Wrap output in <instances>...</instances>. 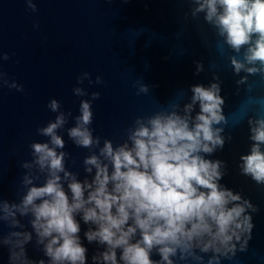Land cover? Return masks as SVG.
<instances>
[{
    "label": "clouds",
    "instance_id": "9594fccd",
    "mask_svg": "<svg viewBox=\"0 0 264 264\" xmlns=\"http://www.w3.org/2000/svg\"><path fill=\"white\" fill-rule=\"evenodd\" d=\"M26 3L32 12L38 10L33 0ZM190 3L191 17L203 14L216 30L222 41L218 47L226 45L236 53L230 58L234 75L245 73L238 86L247 84L249 76H264V0ZM9 59L0 55V60ZM196 68L197 75L203 72V63L197 62ZM85 80L89 86L104 83L99 76L93 82L90 73H82L75 96H89L82 86ZM213 80L207 87L193 85L192 96L182 107L173 103L170 111L137 118L121 145L104 140L101 147L100 137L93 134V102L100 93L82 99L80 114L67 134L77 147L93 150L83 161L92 178L83 181L67 170L70 154L62 151L66 143L58 134L72 113L61 111L60 102L51 100L48 108L57 113L55 120L37 130L48 141L31 144L32 160L22 164L27 170L25 194L19 203L0 200V222L19 229L0 236V246L9 250V264H87L88 249L82 244L77 216L90 226L84 234L87 241L104 249L92 258L93 264H175L173 258L204 264L205 256L207 264H221L222 258L245 251L254 228L252 213L258 209L220 183L227 171L223 161L206 158L231 140L219 127L228 123L222 81L219 75ZM0 83L23 91V86L9 84L2 72ZM134 87L137 95L150 92L142 81ZM246 118L251 147L240 157V174L264 186V97L249 98ZM25 217L31 218L32 231L24 230ZM34 235L47 261L29 259L26 246ZM153 253L160 260H153Z\"/></svg>",
    "mask_w": 264,
    "mask_h": 264
},
{
    "label": "water",
    "instance_id": "95a60500",
    "mask_svg": "<svg viewBox=\"0 0 264 264\" xmlns=\"http://www.w3.org/2000/svg\"><path fill=\"white\" fill-rule=\"evenodd\" d=\"M33 2L36 12L28 8L26 0H0V55L10 57L0 60V72L9 84L23 86V91H17L0 83V200L19 203L25 194L23 177L27 170L22 164L32 160L31 144L48 141L37 130L55 120L57 113L48 108L51 100L60 102L61 111L72 113L58 134L66 143L62 151L70 154L67 170L83 181L92 178L85 172L83 161L93 150L77 147L67 134L80 114L82 99L100 93L93 102V134L100 137L101 147L104 140L121 145L137 118L170 111L173 103L182 107L189 102L193 85L207 87L215 82L213 76L219 75L225 100L223 114L228 122L219 127H224L223 136L231 140L206 158L223 161L227 171L220 183L258 209L252 213L254 228L247 249L238 250L231 259L222 258L221 264H264V186L241 175L239 169L240 157L249 154L251 147L247 105L252 96L264 97V76H249L247 84L237 85L245 73L234 75L230 58L236 53L226 45L218 47L221 38L204 21L203 14L198 19L191 17L190 0ZM242 56L243 50L238 59ZM197 62L204 65L198 75ZM85 72L91 74L93 82L99 76L104 83L89 86L85 80L82 86L89 96L77 97L73 89L81 86L77 79ZM137 81L148 85L150 92L137 95ZM43 180L41 177L37 184ZM30 219L21 218L26 231H32ZM76 219L81 224L82 244L88 249L87 264H93L92 258L104 249L87 241L84 234L90 226L80 216ZM14 230L19 229L0 222V236ZM26 248L29 259L47 261L35 235ZM152 259L158 261L160 257L153 253ZM173 259L175 264H196L191 259ZM207 260L205 256L204 264ZM0 264H9L6 246H0Z\"/></svg>",
    "mask_w": 264,
    "mask_h": 264
}]
</instances>
